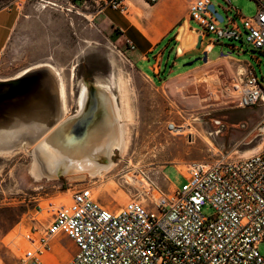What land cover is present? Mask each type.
<instances>
[{"label": "rangeland", "instance_id": "obj_1", "mask_svg": "<svg viewBox=\"0 0 264 264\" xmlns=\"http://www.w3.org/2000/svg\"><path fill=\"white\" fill-rule=\"evenodd\" d=\"M2 1L18 2L21 16L0 57V82L15 80L39 64H50L61 73L69 110L66 116H70L78 110L81 83L109 85L116 96L114 82L119 78L127 84L132 112L126 126V152L116 150L113 168L101 177L36 182L29 172L33 160L29 149L0 156V264H18L28 246L26 238L45 234L43 220L49 217L48 204H66L76 189L91 188L101 205L117 210L130 200L144 197L150 187L162 191H167L170 183L181 187L188 163L213 162L222 155L244 158L264 148V105L237 108L238 92L233 89L248 65L264 88L262 53L240 41L222 40L208 53L206 63L200 60L187 67L203 56L211 36L207 35L202 46H196L194 53L184 58H175L171 42L163 56L168 70L163 82L155 80L156 85L161 83L156 87L140 71L151 73L153 57L144 63L135 54L131 62L125 47L117 43V32L110 37L100 30L96 15L67 11L61 5L65 0H52L59 5L57 8H42L34 0ZM210 2L225 20L224 25L227 18L240 24L236 11L244 18L257 13L254 0H229L230 12H226L229 4L225 0ZM136 14L142 17L141 12ZM184 23L186 28L180 31L178 44L184 35L187 45L190 33L200 28L192 22L197 30H191ZM167 44L165 41L155 54ZM170 124L177 132H171ZM202 212L208 218L215 214L209 205ZM259 251L264 257V243ZM75 253L73 241L61 234L53 241V251L44 256L43 264H62L61 254L72 257Z\"/></svg>", "mask_w": 264, "mask_h": 264}, {"label": "built area", "instance_id": "obj_2", "mask_svg": "<svg viewBox=\"0 0 264 264\" xmlns=\"http://www.w3.org/2000/svg\"><path fill=\"white\" fill-rule=\"evenodd\" d=\"M34 1L42 8L59 7L52 0ZM128 1L65 0L61 5L78 14L99 16L112 10L126 16ZM142 1L154 5L159 0ZM254 1V17L236 11L240 24L227 18L224 25L210 11V0H192L188 19L200 28L195 45L210 35L214 44L240 41L264 56V0ZM127 45L135 50L132 42ZM242 77L233 86L237 108L264 105V88L251 65ZM168 127L177 132L174 124ZM182 176L181 187H150L144 197L117 210L101 205L89 187L74 190L66 204L49 203L45 234L26 238L18 264H43L61 234L76 247L65 264H264L259 251L264 243V148L244 158L222 155L213 162L188 163ZM206 205L213 209L212 217L203 215Z\"/></svg>", "mask_w": 264, "mask_h": 264}, {"label": "water", "instance_id": "obj_3", "mask_svg": "<svg viewBox=\"0 0 264 264\" xmlns=\"http://www.w3.org/2000/svg\"><path fill=\"white\" fill-rule=\"evenodd\" d=\"M209 9L222 23L223 17L215 11V7L211 5ZM182 25L179 26L177 40ZM200 47L201 38L197 49ZM207 58L208 54L204 52L202 57L185 66L191 67L200 60L206 63ZM87 84L88 94L81 113L67 118L40 144L48 156L58 158L63 168L72 166L74 161L80 163L76 158H82L89 166H106L112 162L113 155H102L114 141L111 105L105 102L103 91L98 86ZM59 100L57 81L46 69H37L15 80L0 82V127L13 129L20 123H26L30 115L32 118L36 117L35 120L39 123V115L45 114L50 115L51 125L58 113ZM58 175L57 179L64 177L61 172Z\"/></svg>", "mask_w": 264, "mask_h": 264}, {"label": "crops", "instance_id": "obj_4", "mask_svg": "<svg viewBox=\"0 0 264 264\" xmlns=\"http://www.w3.org/2000/svg\"><path fill=\"white\" fill-rule=\"evenodd\" d=\"M191 1L192 0H159L152 6L145 2L143 3L141 0H129V13L126 16L112 10L106 11L103 15L94 16L99 17L97 25L100 30L107 33L110 37L117 32V43L122 44H120V47H125V53L130 58L131 62V57L135 54L139 58V61L144 63L151 61L153 57L154 63L150 67L151 73L146 70L140 71L156 87H160L161 83L156 85L155 80L158 79L163 82V74L168 70L167 63L163 64V56L165 49L170 46L171 42H174L176 59L190 56L196 49L195 47L197 45L195 44L198 39L196 31L190 33L187 45L185 44L184 35L182 36L180 44H178L179 41L177 40L180 22L183 24L181 30L185 31L186 24L184 22H187L191 30H197L188 19V5ZM136 11L142 13L141 18L137 16ZM20 16L21 11L18 2H3L0 0V57L7 47ZM204 38L201 39V46ZM127 41L134 44L135 50H131L128 47ZM165 41H168L166 47L158 54H155L157 49L162 46ZM177 45L179 46V50H177ZM215 45L216 44L210 41L203 49V54L204 52L207 54L211 53ZM193 46L194 50H189ZM172 72L173 70H169V74H172ZM64 242L67 243L66 240H64ZM61 256L62 264H65L71 258L70 255L64 256L61 254Z\"/></svg>", "mask_w": 264, "mask_h": 264}, {"label": "bare ground", "instance_id": "obj_5", "mask_svg": "<svg viewBox=\"0 0 264 264\" xmlns=\"http://www.w3.org/2000/svg\"><path fill=\"white\" fill-rule=\"evenodd\" d=\"M196 34L199 36L198 31ZM37 69H46L50 71L55 77L58 85V95H59V109L56 113L55 121H51L50 125V115H39L37 123L35 120L36 117L30 115L26 123H20L18 126H15L13 129L1 128L0 127V156H8L13 153H16L20 150H30L33 156L32 163L29 167L30 176L34 178L36 182H41L43 180H56L59 177V172L63 174L64 177L75 179H84L101 177L111 171L113 168V162L106 166H89L85 161L81 160L82 158H76L80 163L74 161L75 163L69 167H62L61 163L58 162V158H55L53 155L48 156V154L42 149L40 144L43 142V139L48 136L57 126L64 122L67 118L72 115H78L81 113L84 107V102L88 94V84L83 82L80 86L79 95H77L78 110L76 113L66 116L67 114V96L65 85L61 76V73L58 69L50 64H39L33 68L27 69L19 75V77L24 76L25 74L32 72ZM18 77V78H19ZM115 81V80H114ZM116 85L118 95L114 96L109 85L105 84H96L98 88L103 91V96L105 97V102L110 103L111 105V117L114 124V141L109 144L107 151L102 153L103 157L112 156L114 152L118 149L122 154L126 152L127 141V122L131 120V110L129 105V98L126 83L121 79H117ZM113 84L111 85V87ZM131 103V102H130ZM133 115V114H132ZM129 124V123H128ZM109 152V153H105ZM247 154V153H246ZM249 155V154H247ZM55 158V159H53ZM86 165H85V164ZM63 169V171L61 170ZM67 202V201H66Z\"/></svg>", "mask_w": 264, "mask_h": 264}, {"label": "flooded vegetation", "instance_id": "obj_6", "mask_svg": "<svg viewBox=\"0 0 264 264\" xmlns=\"http://www.w3.org/2000/svg\"><path fill=\"white\" fill-rule=\"evenodd\" d=\"M75 113V112H74ZM118 150V149H117ZM119 151V150H118Z\"/></svg>", "mask_w": 264, "mask_h": 264}]
</instances>
